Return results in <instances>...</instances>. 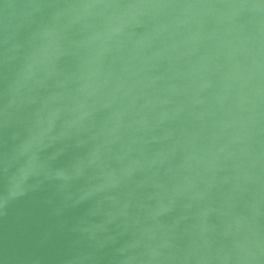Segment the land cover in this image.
I'll return each mask as SVG.
<instances>
[{"label":"water","instance_id":"water-1","mask_svg":"<svg viewBox=\"0 0 264 264\" xmlns=\"http://www.w3.org/2000/svg\"><path fill=\"white\" fill-rule=\"evenodd\" d=\"M0 264H264V0H0Z\"/></svg>","mask_w":264,"mask_h":264}]
</instances>
